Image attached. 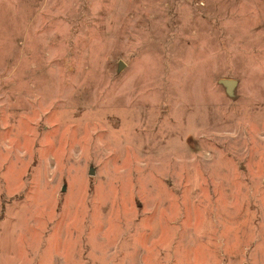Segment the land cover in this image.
<instances>
[{
    "label": "rangeland",
    "instance_id": "1",
    "mask_svg": "<svg viewBox=\"0 0 264 264\" xmlns=\"http://www.w3.org/2000/svg\"><path fill=\"white\" fill-rule=\"evenodd\" d=\"M0 264H264V0H0Z\"/></svg>",
    "mask_w": 264,
    "mask_h": 264
},
{
    "label": "water",
    "instance_id": "2",
    "mask_svg": "<svg viewBox=\"0 0 264 264\" xmlns=\"http://www.w3.org/2000/svg\"><path fill=\"white\" fill-rule=\"evenodd\" d=\"M122 62H120L119 64V68H122ZM224 83L228 86V87H231L233 85V81L232 80H224ZM90 174H93V171L90 170L89 171Z\"/></svg>",
    "mask_w": 264,
    "mask_h": 264
}]
</instances>
